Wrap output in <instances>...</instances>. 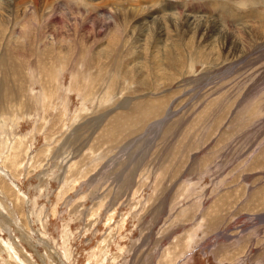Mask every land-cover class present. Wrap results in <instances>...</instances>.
<instances>
[{
	"label": "rangeland",
	"instance_id": "rangeland-1",
	"mask_svg": "<svg viewBox=\"0 0 264 264\" xmlns=\"http://www.w3.org/2000/svg\"><path fill=\"white\" fill-rule=\"evenodd\" d=\"M38 1L0 0V264H264V0Z\"/></svg>",
	"mask_w": 264,
	"mask_h": 264
},
{
	"label": "bare ground",
	"instance_id": "bare-ground-1",
	"mask_svg": "<svg viewBox=\"0 0 264 264\" xmlns=\"http://www.w3.org/2000/svg\"><path fill=\"white\" fill-rule=\"evenodd\" d=\"M89 1V0H88ZM87 1V2H88ZM90 1H92V0H90ZM110 1V0H109ZM108 1V2H109ZM121 1V0H120ZM135 1H138V0H135ZM22 2V1H21ZM28 2H29V4H31V8L32 9H34L33 11L35 12V13H37V11H39L38 9H39V7H38V3L40 4V2L38 1V0H28ZM103 2V1H102ZM106 2V1H105ZM113 2V1H112ZM116 3H118L117 2V0L115 1ZM130 2V1H129ZM93 3V2H92ZM131 3H132V1H131ZM145 3V2H144ZM150 3H151V1H150ZM46 4V3H45ZM91 4V3H90ZM142 4V3H141ZM264 4V3H263ZM20 6H21V4H19ZM18 5V6H19ZM86 5H88V3L86 4ZM131 5V4H130ZM108 6V5H107ZM107 6H105V7H107ZM44 7H46V5L44 6ZM93 7H96V5L95 6H93ZM131 7H133V9H129V10H121V9H117V8H114L115 10L114 11H116V13H117V11H120L119 13H121L120 15H121V17H122V21L123 22H128L130 19H138V21H139V26L141 27L142 25H145L144 24V18H142L143 16L142 15H145V13L143 12L144 11V9H143V11L141 10V8H140V6L139 5H132ZM142 7V6H141ZM264 7V6H263ZM112 8V7H111ZM214 8V7H213ZM146 9V8H145ZM222 9V8H221ZM262 10H263V8H261ZM47 10V9H46ZM112 11H113V9H112ZM128 11V12H127ZM148 12V11H147ZM151 12V11H150ZM148 15H150V13L148 14ZM260 16V15H259ZM258 16V17H259ZM259 20H256L257 22H255V24H258L259 25V23H260V21L262 20L260 17L258 18ZM146 22V21H145ZM151 22H153L154 24L157 22V20H155V21H151ZM186 24H188V25H192L193 24V22H194V20H190V19H187L186 20ZM1 23V22H0ZM99 23V22H98ZM196 23V22H195ZM157 24V23H156ZM197 25V24H196ZM264 28V25H262L261 24V28ZM260 29V28H259ZM137 30V29H136ZM141 30H143V29H141ZM217 32V31H216ZM219 32V31H218ZM138 33H139V31H138ZM141 33V32H140ZM223 33V32H222ZM261 35V36H260ZM260 37H258L259 38V40H262L263 41V43H264V29H263V31H262V33H260ZM168 115V114H167ZM159 123V122H158ZM157 123V124H158Z\"/></svg>",
	"mask_w": 264,
	"mask_h": 264
}]
</instances>
